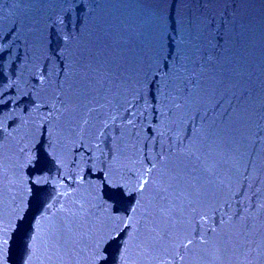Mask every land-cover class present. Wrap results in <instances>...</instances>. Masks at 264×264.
Masks as SVG:
<instances>
[{"label":"water","instance_id":"obj_1","mask_svg":"<svg viewBox=\"0 0 264 264\" xmlns=\"http://www.w3.org/2000/svg\"><path fill=\"white\" fill-rule=\"evenodd\" d=\"M0 230V264H264V0H0Z\"/></svg>","mask_w":264,"mask_h":264},{"label":"snow or ice","instance_id":"obj_2","mask_svg":"<svg viewBox=\"0 0 264 264\" xmlns=\"http://www.w3.org/2000/svg\"><path fill=\"white\" fill-rule=\"evenodd\" d=\"M140 187L142 188L143 184H141ZM0 231H2V230H0ZM157 236H158L159 240H164L165 238H169V239L171 238L170 234H169V232L167 230V225H165V227L161 228V230L157 233ZM191 243H192V241L188 240L187 244H183L181 246L184 247V248H187ZM202 243H207V241L206 240H202ZM0 247H2V241H0Z\"/></svg>","mask_w":264,"mask_h":264}]
</instances>
